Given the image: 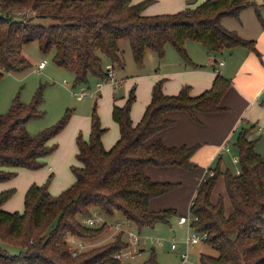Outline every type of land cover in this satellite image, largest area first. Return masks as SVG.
<instances>
[{
	"label": "trees",
	"instance_id": "trees-1",
	"mask_svg": "<svg viewBox=\"0 0 264 264\" xmlns=\"http://www.w3.org/2000/svg\"><path fill=\"white\" fill-rule=\"evenodd\" d=\"M148 1L0 0V77L29 66L22 47L33 40L41 52L52 50L53 64L71 72L75 82L85 81L88 74L97 78L105 75L106 69L100 67L101 54L112 66H121L119 40L127 41L136 65H141L144 48L161 57L164 44H169L184 65L196 66L185 53L186 39L199 42L211 55L233 47L258 55L253 40L220 24L223 16L237 18L247 0H204L174 13L144 15L142 10ZM46 18L49 22L43 23ZM161 85L162 79L152 83L149 101L135 124L129 116L132 89L121 105L112 103L110 117L118 136L108 149L102 146L104 128L92 109L87 138L80 134L75 138L77 164L70 167L73 181L59 193H49L48 182L31 183L23 193L22 208L6 210L2 203L13 189L0 191V241L17 247L9 252L0 246V264H130L114 255L127 245L121 230L109 242L75 253H71L68 237L93 235L104 221L97 226L81 220L93 212L111 216L119 211L137 227L173 213L170 208L150 209L148 200L179 183L150 180L144 169L175 166L192 171L196 165L191 158L197 145L175 147L159 140L146 141L174 124L173 119L162 117L167 111H182L195 119V112L224 110L219 101L229 81L215 72L210 86L196 95L190 94L187 84L171 95L164 94ZM39 102L40 87L27 105L15 96L7 111L0 113V181L12 177L15 168H39V158L53 149L46 141L62 128L69 112L31 136L24 124L40 115L36 110ZM246 130L241 128L230 144L237 156L238 171L221 170L217 157L213 166L206 167L188 203V213L194 217L191 226L206 231L203 241L215 250L214 254L200 253V264H264V154L254 151L253 142L245 137ZM219 175L230 203L228 213L221 198L210 200ZM139 264H158L152 249Z\"/></svg>",
	"mask_w": 264,
	"mask_h": 264
},
{
	"label": "rangeland",
	"instance_id": "rangeland-1",
	"mask_svg": "<svg viewBox=\"0 0 264 264\" xmlns=\"http://www.w3.org/2000/svg\"><path fill=\"white\" fill-rule=\"evenodd\" d=\"M133 1L136 2L138 0ZM202 1L204 0H149L144 6L142 13L144 15L169 14L194 6ZM263 6L264 0H247L245 6L238 12L237 18L224 16L227 20V26L239 28L240 31L245 30L247 33H254L257 24L260 25L259 18L261 19L262 13L264 14ZM21 11L26 12V8H21ZM41 21L48 23L49 19L46 18ZM227 29L231 30L230 28ZM234 32L238 34L236 31ZM118 48L122 65H113L114 77L100 87L95 86L98 78L90 74L86 76L85 81L75 82L71 72L53 64L51 61L52 50L41 52L38 42L35 40L27 42L22 47V53L28 59L29 66L20 71H9L2 74L0 77V113L7 111L15 96H17L20 103L27 105L32 100L36 89L40 87V102L36 106V110L40 115L29 118L24 124V129L29 135H36L51 127L63 117L66 111L69 112V116L62 128L47 139L46 145L53 147V149L39 158L42 165L36 169L15 168V174L12 177L0 181V191L8 188L13 189V193L2 204L4 209L20 210L22 208L23 193L31 183L41 185L48 182L47 190L53 195L69 186L73 181L70 167L77 164L75 160V138L78 134L84 139L87 138L92 109L98 116L100 125L104 128V132L101 135L102 146L108 149L118 136L117 126L110 117V98L114 99V103L117 105L120 101L123 103L128 91L132 89L134 99L130 108L133 109L134 121L131 118L130 120L135 124L143 111L142 100L149 93L148 81L163 79L164 82L166 78H169L172 71L183 65V61L169 44H164L161 57H158L151 49L144 48L141 65L134 63L126 40H119ZM184 49L191 61H193V58H199L200 62L204 66H208L209 69H211L209 64L213 63V66H217V69L221 70L222 66L217 65L216 62L225 60V57L229 54V50L222 49V53L213 54L215 59L207 63V52L199 42L186 39L184 41ZM39 61H43L44 66L36 71L35 66ZM100 67L102 70L111 67L108 58L102 54L100 55ZM80 89L91 91V93L86 95L79 93L70 94V92H77ZM244 118L264 126V105L261 106L256 102L248 110ZM239 122L232 138L228 140L229 150L221 151V157L218 159L219 168L221 170L226 168L230 173H236L239 168L237 161L232 159L236 154L230 144L241 128H247L245 137L248 141L253 142L254 151L259 155L264 154V134L252 129L250 122V124L244 122L243 119H240ZM204 147L202 145L195 148L192 156L194 157L198 154L199 159L195 160L192 157L191 160L195 163L196 168L192 171L181 170L183 176L179 186L166 193L153 196L154 198H159L158 206L155 209L152 208L153 210L163 208L174 210L173 213L166 216V219L156 220L151 224H143L137 227L127 221L121 213L114 216L101 215L105 221L99 226L97 224L100 221L94 224L100 228L93 235L79 239L74 238V241H71L68 237L69 246L72 247V245L76 244V241H79L81 246L77 248L84 249L109 242L121 233L114 225V222L118 220L120 221V227L125 229L126 223H129V228L142 238L141 241L134 245L137 250L133 257L126 256L121 259L123 262L139 264L147 258L151 249L158 264L179 263V253L183 250L186 251L188 260L195 264L199 263L198 256L200 253L214 254L215 250L213 247L203 240L185 246L184 238L188 233V229L185 223L177 222L178 214L188 211L187 200L189 195L187 196V191L184 189L196 183V173L200 172L210 162V152L204 151ZM214 163H211L212 166ZM210 165L208 164V166ZM218 198H221L223 209L225 213H228L230 211V203L224 190L221 175L216 178L210 193L211 201H216ZM84 218L83 216L81 220H84ZM126 236V232H123L121 237L126 238ZM143 237H152V241L143 239ZM171 242H174V248L169 247ZM0 246L9 252L17 250L16 246L2 241H0Z\"/></svg>",
	"mask_w": 264,
	"mask_h": 264
},
{
	"label": "crops",
	"instance_id": "crops-1",
	"mask_svg": "<svg viewBox=\"0 0 264 264\" xmlns=\"http://www.w3.org/2000/svg\"><path fill=\"white\" fill-rule=\"evenodd\" d=\"M262 9H264V6ZM261 19L260 20L264 23L263 13ZM220 24L225 28H230L231 30L236 31L240 37L244 39L253 40L254 47L258 52V55H256L243 47H233L229 49V54L225 57V60H221L222 64L220 66H222V69L217 72L229 81V85L219 101V104L225 109L218 113L195 112V119L182 111H167L162 117L165 119H173L174 124L171 127L156 132L150 136L146 143L159 140L166 146L179 147L182 145H203L205 146L204 151H207L208 153L210 152L209 161L214 163L217 157H221L220 148L223 143H228V140L232 138L234 131H236V126L240 123L239 120L243 119L244 122L249 123L250 121L247 118H244L248 110L254 106L256 102L261 106L264 105V25L259 21L260 25L257 24L255 32L247 33L245 30L240 31L239 28L227 26V20L224 16L220 18ZM220 53H222V50L217 54ZM206 56L207 63L215 59L214 55L207 53ZM200 61L199 58H193L192 62L195 63L196 66L188 67L183 64L179 66L178 69L172 71L169 78H166L164 82L162 79V92L170 95L175 94L184 84L190 86V94L192 95H196L207 89L210 86L215 73L212 71V68L209 69L208 66H204ZM111 67L113 66L111 65ZM154 82V79L148 81L149 91ZM114 101V99L110 98V105H112ZM148 101L149 93L142 100L143 109ZM121 104L122 101L118 102V105ZM129 113L131 116L130 118L134 121L132 108H130ZM250 123L253 126L252 129H255L257 132H260L257 130V127H264L255 123V121ZM198 157L197 154L193 159L198 160ZM210 162L207 163L210 165ZM208 164L205 165L200 172L196 173V183L192 186H187L184 189L187 191V196L189 195L187 206L195 191V187L202 177L206 167H208ZM210 166H212V164ZM181 170L182 169L175 166H146L144 172L148 178L153 181L180 183L182 179L181 177L183 176ZM158 201L159 198L151 197L148 200V207L150 209L157 208ZM117 214H120V212H114L111 216Z\"/></svg>",
	"mask_w": 264,
	"mask_h": 264
},
{
	"label": "built area",
	"instance_id": "built-area-1",
	"mask_svg": "<svg viewBox=\"0 0 264 264\" xmlns=\"http://www.w3.org/2000/svg\"><path fill=\"white\" fill-rule=\"evenodd\" d=\"M216 63H217V65H221L222 61L218 60ZM43 65H44V62L39 61L35 66V70L38 71L40 68L43 67ZM212 71L214 73L217 72L218 71L217 66H213ZM113 77H114V74L112 71V67L106 68L105 75L101 78H98V81L95 82V86L100 87L103 83H106L107 81H111ZM75 93L76 94L79 93L81 95H86V94H90L91 91L80 89L77 92H70V94H75ZM257 130H259L260 132H262L264 134V127H257ZM228 150H229L228 143L227 142L223 143V145L220 148V151H228ZM232 159L237 161V156L232 157ZM193 218L194 217H192L188 213V211L186 213L178 214V217H177V221L181 222V223H185L187 226V229H188V233L186 234V236L184 238L185 246L190 244V243H194V242H197L199 240H203L206 237V231H204V230L199 231V230L194 229L191 226V220ZM83 221L89 225H93L98 221L102 222L105 220L100 214L93 212L91 215H88L87 217H85ZM114 225L117 229H119L123 232H126V235H127L125 238L127 241V245L123 249H121L120 251L116 252L114 255L119 259H123L126 256L133 257L134 253L137 250V248L134 245L137 244L139 241H141L142 238H140L136 232L132 231L129 228V226H130L129 223H126L125 229L120 227V221H118V220H116L114 222ZM263 235H264V229H263ZM69 239L71 241H74L73 237H70ZM143 239H148V241H150V242L152 241V237H149V238L143 237ZM80 246H81V242L76 241L75 245H72V247L70 246L71 253H75L76 251H78L79 248H77V247H80ZM169 247L174 248L175 247L174 242H171ZM179 258H180V261L177 264H195V263H192L190 260H188L185 250H183L179 253ZM198 264H200V263H198Z\"/></svg>",
	"mask_w": 264,
	"mask_h": 264
}]
</instances>
